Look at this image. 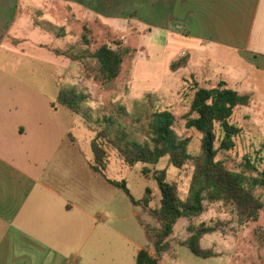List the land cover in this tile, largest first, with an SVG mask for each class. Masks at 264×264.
Here are the masks:
<instances>
[{
    "label": "rangeland",
    "instance_id": "rangeland-1",
    "mask_svg": "<svg viewBox=\"0 0 264 264\" xmlns=\"http://www.w3.org/2000/svg\"><path fill=\"white\" fill-rule=\"evenodd\" d=\"M197 13L193 0L185 5L181 0H0V119L13 127L26 118L32 134L23 139L22 150L41 165L43 181L59 189L65 185L89 212L81 224L84 243L72 244L73 261L135 264L137 253L146 249L160 264H264V189L253 191L263 206L256 222H241L231 207L205 201L203 213L179 220L166 240L168 248L156 254L154 235L148 233L159 228L154 211L160 194L152 173L166 169L185 201L192 164L178 171L164 159L129 168L112 152L104 177L125 181L135 200L149 190L147 209L133 206L123 191L91 170V142L101 128L112 126L146 146L150 126L165 111L172 116L177 139L188 142L190 154L199 155L201 135L187 127L191 116L183 94L194 81L205 89L215 87L220 74L229 81L219 68L202 70L199 51L214 56L217 64L232 60L219 50L201 48L194 39ZM102 45L123 58L110 83L100 80L90 56ZM236 83L231 80L226 87L253 93V98L234 109L229 123L242 136L234 150L220 151L218 160L250 181L257 172L245 168L244 158L252 155L256 168L264 161V79ZM61 92L85 98L78 104L79 114L58 101ZM73 220L78 228L77 214ZM190 224L213 230L200 246L214 257L197 258L184 246Z\"/></svg>",
    "mask_w": 264,
    "mask_h": 264
},
{
    "label": "trees",
    "instance_id": "trees-1",
    "mask_svg": "<svg viewBox=\"0 0 264 264\" xmlns=\"http://www.w3.org/2000/svg\"><path fill=\"white\" fill-rule=\"evenodd\" d=\"M90 56L97 62L101 81L110 83L118 77L123 63L119 52L102 45ZM84 100V97L75 92H61L58 96V101L74 114H79L78 104L81 105ZM183 101L189 107L188 116H191L187 127L201 135L200 152L197 156L188 152L187 141L177 139L173 132L174 121L167 111L160 113L150 126V140L146 146L129 140L123 132L112 126L101 128L91 142V170L103 177L110 186L123 191L133 206L144 209L148 208L149 190H146L141 200H135L125 181L116 182L104 177L112 152L129 168L140 164L156 165L164 159L178 171L186 164H192L189 196L185 201L180 198L177 183L169 180L166 169H155L152 173L160 194L159 208L154 211L159 228L148 230L149 234L154 235L156 254L168 248L166 240L173 234L174 226L179 220H191L203 213L205 201L231 207L241 222H256L263 207L253 191L256 188L264 189V161H258L259 167L256 168L253 166L256 162L252 155L244 158L245 168L257 172L256 177L247 181L243 175L227 170L218 160V153L234 150L236 142L242 136V130L229 122L236 107L249 104V97L228 89L224 83L204 89L192 82L189 83L188 91L183 94ZM216 143H219L217 149ZM143 174L148 175L149 171L144 168ZM187 231L190 237L184 246L193 256L201 259L215 256L211 250H204L200 246L201 238L213 232L212 229L190 224ZM135 264L160 262L146 249H141L136 255Z\"/></svg>",
    "mask_w": 264,
    "mask_h": 264
},
{
    "label": "crops",
    "instance_id": "crops-1",
    "mask_svg": "<svg viewBox=\"0 0 264 264\" xmlns=\"http://www.w3.org/2000/svg\"><path fill=\"white\" fill-rule=\"evenodd\" d=\"M188 1L192 0H181V4ZM193 1L199 14L194 39L201 48L219 50L232 60L217 64L202 49V70L226 71L229 81H222V74L217 76V84L226 86L231 80L239 86L263 81L264 0ZM236 92L252 102L253 93ZM25 119L13 127L0 119V264H81V259L70 258L76 250L72 244L84 243L81 224L89 212L65 185L59 189L43 181L41 165L22 150L23 139L32 134ZM76 214L78 228L73 220Z\"/></svg>",
    "mask_w": 264,
    "mask_h": 264
}]
</instances>
